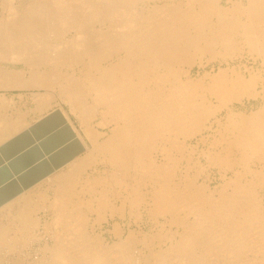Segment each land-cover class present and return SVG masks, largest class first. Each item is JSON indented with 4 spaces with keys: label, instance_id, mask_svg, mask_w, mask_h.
Wrapping results in <instances>:
<instances>
[{
    "label": "bare ground",
    "instance_id": "1",
    "mask_svg": "<svg viewBox=\"0 0 264 264\" xmlns=\"http://www.w3.org/2000/svg\"><path fill=\"white\" fill-rule=\"evenodd\" d=\"M263 73L264 0H0V88H44L26 109L0 94V143L56 98L89 140L0 206V248L45 240L31 264H264V106H232ZM109 218L127 228L113 244Z\"/></svg>",
    "mask_w": 264,
    "mask_h": 264
},
{
    "label": "crops",
    "instance_id": "2",
    "mask_svg": "<svg viewBox=\"0 0 264 264\" xmlns=\"http://www.w3.org/2000/svg\"><path fill=\"white\" fill-rule=\"evenodd\" d=\"M19 100L21 101L23 99L21 98ZM54 110L59 111V117L62 119V123H59L55 130H53L58 133L43 146L39 143V140L36 138L33 131H31V128L37 125L46 115H49ZM44 113L45 114H43L42 117H40L41 115H33L30 113L28 115L29 117L27 116V119H31L29 122L30 124L11 138L0 143V148L7 146L8 151H10L6 157L0 151V165L3 163L9 164L13 160V164H9L8 168L15 178L24 174L29 169H33L28 176L24 175L21 181H17L18 183H16L17 185L15 188L18 193L15 196L58 170L79 153L81 154L85 150L84 144L89 143V140L87 136H85V133L82 132L83 128L80 123H78L79 121L75 115H68L72 121L71 124L63 114L62 109L59 107H52ZM32 116L34 117L33 120L31 118ZM100 118L101 117L97 115L91 121L92 125L99 131H108V127L97 125ZM95 122H97V124ZM28 150H30V152H28L27 155L24 154L18 158V156ZM51 155H54L52 159L49 158ZM15 196L9 200L13 199ZM3 204L4 203L0 204V206Z\"/></svg>",
    "mask_w": 264,
    "mask_h": 264
},
{
    "label": "rangeland",
    "instance_id": "3",
    "mask_svg": "<svg viewBox=\"0 0 264 264\" xmlns=\"http://www.w3.org/2000/svg\"><path fill=\"white\" fill-rule=\"evenodd\" d=\"M97 29H99V30H104L105 28H108L106 25L105 26H98V25H96L95 26ZM104 31H107V29L106 30H104ZM3 62V64L4 65H9V66H11V67H16V68H21V67H24L21 63H12V62H10V61H7V60H5V61H2ZM235 62L237 63L238 62V60H235ZM242 62H244V60H242ZM247 63H248V65H251L252 64V60L251 59H249L248 61H247ZM215 64V68H217L216 66H218V64L217 63H214ZM211 65L212 64H207L205 67H198L197 65H195L193 68H192V71H191V73H192V75L193 76H195L198 72H200L201 74L203 73V71H205V70H209V69H211ZM224 65V64H223ZM196 73V74H195ZM261 78V80L259 79V81H258V83H257V85H256V89H258V91H259V95L257 96V97H250V98H245L244 99V103H240V102H234L233 103V108L235 109V110H238V111H244V112H250L251 110H256V109H258V108H260L261 106H264V73L263 74H261V76H260ZM260 82H261V84H260ZM261 90H260V89ZM44 90V88L43 87H41V88H16V87H11V88H6V89H4V88H0V94H5L6 96H12V98H13V100H14V103H15V108H19V106H20V108H32V107H34V105H35V102L33 101L34 99H33V97H34V93L36 92H42ZM18 93H20L19 95H18ZM13 94V95H12ZM33 95V96H32ZM14 96V97H13ZM260 96H262V97H260ZM16 97V98H15ZM32 98V100H31V98ZM23 99V100H19V99ZM261 98V99H260ZM57 101V102H56ZM53 102H54V104L52 103V106H51V108L53 107V108H55V107H63V109H64V111H66V113H68V115H72V112H70V110H69V108H68V106H67V104L66 103H60V101L56 98L55 100H53ZM0 103L2 104V102L0 101ZM58 103V104H57ZM262 103V104H261ZM34 104V105H33ZM1 107V106H0ZM14 107H12V106H8L7 107V109H6V113H7V115L8 116H13V113H15L14 111H15V109H14ZM61 109V108H60ZM3 111V109L1 108L0 109V111ZM222 113H225V111L223 110L222 111ZM29 115V114H28ZM74 115V114H73ZM72 115V116H73ZM72 118V117H71ZM29 120V119H28ZM29 122H30V120H29ZM192 142H194L195 141V138H193L192 140H191ZM257 191H258V193H261V194H263L264 195V187H259L258 189H257ZM40 215H42L41 214V212L39 213V216ZM43 217V216H42ZM115 219H116V217H115ZM109 223L105 220V219H103L102 220V226H103V228H104V232H103V236H104V239H105V241L107 242V243H110V244H113L115 241H117L119 238H125L126 237V235H127V228H124V231L119 235V234H115V233H112V232H110L109 231V229L108 228H113V223L115 222V221H113V219L112 218H109ZM121 222H122V220H120ZM91 223V224H90ZM112 223V224H111ZM123 223V222H122ZM115 224V223H114ZM86 227H91V225H92V222H91V220L88 218L87 219V222H86ZM113 225V226H112ZM134 225L136 226V224H132V227H134ZM124 226H126V224L124 223ZM146 228V225L144 226V229ZM41 230H43V227H40L39 228V230L37 231V232H41ZM126 232V233H125ZM12 234V233H11ZM41 234H43L42 232H41ZM124 235V236H123ZM114 241V242H113ZM112 242V243H111ZM20 244L22 243V242H19ZM44 243H45V240H43V239H40V240H35V241H33L32 243H30V244H28L26 247H23V249H22V247L21 248H17L18 249V251H17V249H16V251H15V249H12L11 251L9 250V251H7L8 249L6 248L5 250H3L4 248H0V264H13L15 261H16V263H17V259H18V261H21L22 259V261L24 262V264H26V262H27V264H31V261L33 260L32 258H34L35 257V255H37L36 253L39 251H41V250H37V249H39L40 247H42V246H44ZM134 248L132 247L131 249H130V251H132V253L136 250H140V251H144V253H149L150 251L148 250V251H146V248H144L143 247V244H142V242H140V241H136V242H134ZM41 249V248H40ZM158 248L156 247V248H154V250L153 251H156ZM15 251V252H14ZM22 251V252H21ZM129 251V250H128ZM24 252V253H23ZM15 253V254H14ZM26 253V254H25ZM16 254H17V256H16ZM28 254V255H27ZM19 255H20V257H21V260L19 259ZM25 255V256H24ZM251 255L252 254H248V256H247V258L249 257V259H250V257H251ZM115 256V255H114ZM148 256L149 255H147V257H145V259H147L148 258ZM18 257V258H17ZM14 258V259H13ZM251 258H254V257H251ZM257 258V257H256ZM145 259H143V260H145ZM258 259H261V257H259L258 256ZM15 260V261H14ZM12 261V262H11ZM14 261V262H13ZM30 262V263H29ZM16 263H14V264H16ZM139 264H144V263H139Z\"/></svg>",
    "mask_w": 264,
    "mask_h": 264
},
{
    "label": "water",
    "instance_id": "4",
    "mask_svg": "<svg viewBox=\"0 0 264 264\" xmlns=\"http://www.w3.org/2000/svg\"><path fill=\"white\" fill-rule=\"evenodd\" d=\"M62 123V119L59 117V111L54 110L49 115H46L37 125L31 128L36 138L39 140L41 145H45L49 140H51L58 132L53 131L55 130L56 126ZM1 153L6 157L10 151H8L7 146H3L0 148ZM30 150L26 151L25 153L21 154L19 157L23 156ZM54 155H51L49 158H53ZM10 165L13 164V160L9 163ZM9 164L3 163L0 165V204L5 203L10 198L15 196L18 191L15 188L17 181H21L24 175L28 176L29 173L33 171V169H29L24 174L19 175L17 178L14 177L13 173H11L10 169L8 168Z\"/></svg>",
    "mask_w": 264,
    "mask_h": 264
}]
</instances>
